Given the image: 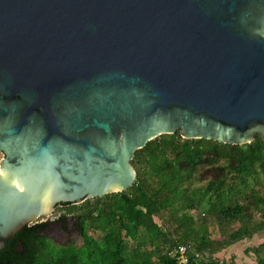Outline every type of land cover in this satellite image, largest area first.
I'll return each instance as SVG.
<instances>
[{
  "label": "water",
  "instance_id": "95a60500",
  "mask_svg": "<svg viewBox=\"0 0 264 264\" xmlns=\"http://www.w3.org/2000/svg\"><path fill=\"white\" fill-rule=\"evenodd\" d=\"M177 131L264 139V0H0V249Z\"/></svg>",
  "mask_w": 264,
  "mask_h": 264
},
{
  "label": "trees",
  "instance_id": "16d2710c",
  "mask_svg": "<svg viewBox=\"0 0 264 264\" xmlns=\"http://www.w3.org/2000/svg\"><path fill=\"white\" fill-rule=\"evenodd\" d=\"M132 164L137 179L128 189L60 204L57 221L67 229L71 220L81 245L53 241L45 233L49 222H36L0 249V264H234L219 253L264 230V219L255 217L260 211L264 218V196L255 187L264 175L260 134L238 145L162 134L137 150ZM213 220L221 238L210 232ZM232 221L240 226L226 231ZM180 244L189 246L186 263L172 253ZM247 250L264 264V242Z\"/></svg>",
  "mask_w": 264,
  "mask_h": 264
},
{
  "label": "rangeland",
  "instance_id": "374dc122",
  "mask_svg": "<svg viewBox=\"0 0 264 264\" xmlns=\"http://www.w3.org/2000/svg\"><path fill=\"white\" fill-rule=\"evenodd\" d=\"M3 153L0 152V159L3 157ZM206 180H204L205 182ZM256 189L259 190L260 194L264 196V175H261V182L257 184ZM63 213V210H61L60 207H58L48 218L47 216H44L39 219V222L46 221L49 222V225L47 229L45 230V233L55 242L59 244H69L74 243L77 246L82 244V238L77 230L73 227V222L70 220L69 225L67 229H64L61 222L57 221V218L60 216V214ZM194 215L199 217L202 212L201 210H194ZM168 216V215H167ZM255 217L257 219H264L263 215L260 211H255ZM156 220L160 223L162 221L159 219V217H156ZM170 224V223H168ZM240 226L238 221H232L225 230L229 231L230 229H237ZM210 232L215 237H222V230L221 226L213 220L212 224L209 227ZM230 230V231H231ZM264 242V230L261 232H258L253 235L252 238H245L235 244H232L225 248L223 251H221L219 254L221 258H224L227 262H231L233 260L234 264H257V255L254 250H247L248 248H256L261 243ZM135 247V242L130 241L129 242V250H133ZM148 248H151V246L148 245Z\"/></svg>",
  "mask_w": 264,
  "mask_h": 264
},
{
  "label": "built area",
  "instance_id": "2783aa9c",
  "mask_svg": "<svg viewBox=\"0 0 264 264\" xmlns=\"http://www.w3.org/2000/svg\"><path fill=\"white\" fill-rule=\"evenodd\" d=\"M188 250H189L188 245L180 244L173 250L172 253L174 255L179 254L178 259L180 263H186L188 261V256H187ZM196 256H200V254L196 253Z\"/></svg>",
  "mask_w": 264,
  "mask_h": 264
},
{
  "label": "flooded vegetation",
  "instance_id": "af4514ba",
  "mask_svg": "<svg viewBox=\"0 0 264 264\" xmlns=\"http://www.w3.org/2000/svg\"><path fill=\"white\" fill-rule=\"evenodd\" d=\"M60 206V204L57 205L56 209Z\"/></svg>",
  "mask_w": 264,
  "mask_h": 264
}]
</instances>
